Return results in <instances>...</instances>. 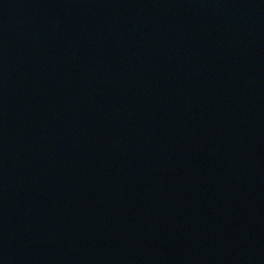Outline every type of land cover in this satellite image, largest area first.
<instances>
[{
	"label": "water",
	"instance_id": "water-1",
	"mask_svg": "<svg viewBox=\"0 0 264 264\" xmlns=\"http://www.w3.org/2000/svg\"><path fill=\"white\" fill-rule=\"evenodd\" d=\"M0 264H264V0H0Z\"/></svg>",
	"mask_w": 264,
	"mask_h": 264
}]
</instances>
